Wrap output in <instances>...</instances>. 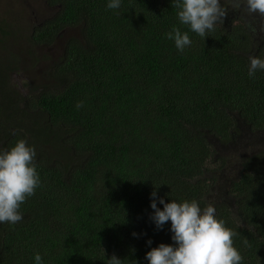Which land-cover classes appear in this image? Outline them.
<instances>
[{
  "label": "trees",
  "instance_id": "1",
  "mask_svg": "<svg viewBox=\"0 0 264 264\" xmlns=\"http://www.w3.org/2000/svg\"><path fill=\"white\" fill-rule=\"evenodd\" d=\"M46 2L54 13L23 32L0 19V152L24 139L41 181L22 220L0 223V264H36L37 253L41 264H108L113 255L149 264L148 251L174 244L171 221L158 229L151 219L153 191L161 210L160 198L213 205L238 233L242 264H264V150L226 176L232 200L212 198L216 171L238 156H216L204 136L228 141L232 113L264 128V70L248 75L250 57L264 56H253L246 27L218 21L204 39L180 23L174 0ZM174 26L192 41L183 52L167 38ZM58 38L44 78L22 81L23 94L12 77L21 56Z\"/></svg>",
  "mask_w": 264,
  "mask_h": 264
},
{
  "label": "clouds",
  "instance_id": "2",
  "mask_svg": "<svg viewBox=\"0 0 264 264\" xmlns=\"http://www.w3.org/2000/svg\"><path fill=\"white\" fill-rule=\"evenodd\" d=\"M228 3L233 9H240L243 3L249 14L258 13L264 17V0H228ZM120 4L121 0H110L107 7L118 9ZM174 7L178 10L180 23L204 39L215 29L216 23L227 16L221 0H174ZM166 35L169 40H174L180 52L192 43L188 32H181L175 26ZM257 70H264V59L250 57L248 75L254 77ZM82 106V101L77 103V108ZM36 155L35 148L24 139L18 140L9 150L0 152V223L21 221V205L41 186ZM151 196L150 206L154 210L151 219L158 229L171 221L174 244L161 243L148 251L146 259L149 264H242L243 257L234 246V237L238 233L226 227L222 219H217L213 205L209 204L202 210L195 200L165 203L160 198L161 210L155 199L157 193L153 191ZM244 243L247 245L248 241L245 239ZM34 259L36 264H41L42 258L38 253ZM108 264H122V260L113 255Z\"/></svg>",
  "mask_w": 264,
  "mask_h": 264
},
{
  "label": "rangeland",
  "instance_id": "3",
  "mask_svg": "<svg viewBox=\"0 0 264 264\" xmlns=\"http://www.w3.org/2000/svg\"><path fill=\"white\" fill-rule=\"evenodd\" d=\"M54 7H51L47 4L46 0H0V19L7 20L8 24H14L16 27L23 32V28H27V26L31 23H37L39 21L48 18L54 13ZM238 21H235L237 24ZM20 25V26H19ZM23 27V28H22ZM66 33V32H65ZM19 42V43H18ZM14 44H11L10 50L16 51V47L21 44H26L25 41L21 40ZM21 43V44H20ZM61 46V39L58 38L55 42L49 47H37V50L33 55H24L19 61L18 69L13 72V83L21 90V92H27V88L23 87L22 81H28L27 86L32 83H37L44 78L45 70L47 69L48 64L54 60L56 55L59 54ZM36 58V59H34ZM255 153V152H253ZM216 156H220L217 154ZM212 165V164H209ZM224 167V166H223ZM237 165L233 164L231 171L228 167L225 168V171L220 170L216 171L221 178L219 179V185L216 184V187L212 188L211 197L213 198L215 194L222 195L225 189H227V182L224 178L225 176L228 178L233 177L236 174ZM210 171H207V174H210ZM222 199L231 200V197H224ZM221 198V197H219ZM233 205V201L231 202Z\"/></svg>",
  "mask_w": 264,
  "mask_h": 264
},
{
  "label": "flooded vegetation",
  "instance_id": "4",
  "mask_svg": "<svg viewBox=\"0 0 264 264\" xmlns=\"http://www.w3.org/2000/svg\"><path fill=\"white\" fill-rule=\"evenodd\" d=\"M222 6L227 10V16L222 21L225 27H229L231 23L234 21H240L250 33L252 38V46L254 53H263L264 56V17L260 14H249L246 11V5L241 4L240 9H233L231 5L228 3V0H221ZM26 94L27 92H22ZM241 120H237L235 123V128L232 129L231 138L226 142H221L219 145L221 148L218 150L214 149L217 154H226L229 150H236L235 154L238 156V160L233 162H227V164L223 167H228L231 171L232 165H237L236 174L231 177L232 179H236L239 174L240 161L243 157H245L248 152V149L251 147H258L259 150H264V128H252L251 125L246 123L244 118H240ZM213 146V145H212ZM214 148V147H213ZM258 150V151H259ZM224 172V178H226ZM221 178V175L219 176ZM227 179L228 182L230 179ZM228 185V183H226ZM218 189V188H217Z\"/></svg>",
  "mask_w": 264,
  "mask_h": 264
},
{
  "label": "water",
  "instance_id": "5",
  "mask_svg": "<svg viewBox=\"0 0 264 264\" xmlns=\"http://www.w3.org/2000/svg\"><path fill=\"white\" fill-rule=\"evenodd\" d=\"M232 114H233V116H234L236 121L237 120H241L240 119L241 117H240V115L238 113H232ZM204 136L207 139V141L209 143H211V145H213L214 149L218 150L219 148H221L219 146L221 144V142H219L218 138H216L213 134H211L208 131L204 130ZM258 150H259L258 147H251L250 149H248L247 154L251 155V154H253V152H257ZM224 197H228L227 189L224 191ZM230 199L232 200L233 198H230Z\"/></svg>",
  "mask_w": 264,
  "mask_h": 264
}]
</instances>
